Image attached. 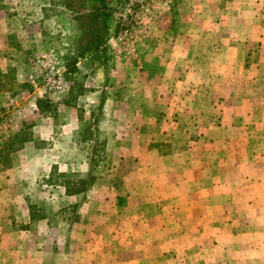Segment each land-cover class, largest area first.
Returning <instances> with one entry per match:
<instances>
[{
  "label": "rangeland",
  "instance_id": "374dc122",
  "mask_svg": "<svg viewBox=\"0 0 264 264\" xmlns=\"http://www.w3.org/2000/svg\"><path fill=\"white\" fill-rule=\"evenodd\" d=\"M71 1L0 0V149L13 118L49 152L0 264H264V0H106L102 63Z\"/></svg>",
  "mask_w": 264,
  "mask_h": 264
},
{
  "label": "trees",
  "instance_id": "16d2710c",
  "mask_svg": "<svg viewBox=\"0 0 264 264\" xmlns=\"http://www.w3.org/2000/svg\"><path fill=\"white\" fill-rule=\"evenodd\" d=\"M59 3H62L67 8H70L72 1L71 0H58ZM93 5L90 7V10L92 12V15L94 18L100 19L101 23L98 24L97 27L93 30V37L92 39L88 40L85 45L82 47V51L79 53V57L83 58L88 53H94V59L98 63H102L104 60V51H105V44L107 41V35H108V22L111 17V12L109 11V8L106 4V0H93ZM84 6L83 0H81L80 7ZM71 9V8H70ZM84 18V17H83ZM77 61L74 59L71 63V69L72 72L75 70V65ZM0 88L2 89V85L0 83ZM105 102V96L102 93L100 101H99V107L98 110L101 112L103 109ZM36 106L39 110V112L45 113V108H49L48 102H44L43 100H37ZM90 127H88L89 129ZM32 139L31 134H27L24 129H21L19 132L15 134H11L10 136L5 138L4 147L0 149V170L3 168H7L10 165V162L8 159V155L11 153L18 152L22 149L24 143L29 142ZM7 162H9L7 164ZM89 175L87 178L78 180L77 187L76 188H68L66 186L65 192L67 195L71 196H78L83 194L89 187L94 183V176L92 174V165L89 161ZM64 176V175H61ZM29 213H30V219L31 221H34L35 217L32 212V206H29Z\"/></svg>",
  "mask_w": 264,
  "mask_h": 264
},
{
  "label": "crops",
  "instance_id": "0c3cea01",
  "mask_svg": "<svg viewBox=\"0 0 264 264\" xmlns=\"http://www.w3.org/2000/svg\"><path fill=\"white\" fill-rule=\"evenodd\" d=\"M4 19L1 20V23L3 22ZM1 40V39H0ZM1 51H5L3 48H0V72L4 73L5 68L2 65H6L5 67H8L10 65L3 53ZM41 90V88L37 89ZM36 93V92H35ZM34 93V94H35ZM3 94V90L0 88V103H1V95ZM42 98L41 95H37L35 99V104L37 100H40ZM78 120H80L77 117ZM11 123L8 125V128L6 130L7 135L15 134L19 132L22 127L20 123H14L13 118L10 120ZM5 135V134H4ZM40 139H43V136H40ZM46 147V146H45ZM45 147H37L35 144L34 140L31 139L29 142L24 143L23 147L21 150L18 152H15V157L11 161V164L9 167H7L4 170L0 171V204L1 203H6V202H20L21 200L24 201L27 199V196L25 193L18 192V188L25 187L27 185H32V184H37L36 178L32 180L31 176L29 175L30 172L33 170L38 171L41 167V164L45 160L46 156L48 155L49 152H45ZM45 152V153H43ZM43 153V154H42ZM44 156L41 159V156ZM26 188V187H25ZM24 190V189H23ZM20 210H21V216H23L24 222L29 221L30 213H29V207L25 205H20V203H17ZM15 209V208H14ZM4 261V260H3ZM4 263V262H3ZM9 263V262H8Z\"/></svg>",
  "mask_w": 264,
  "mask_h": 264
},
{
  "label": "built area",
  "instance_id": "2783aa9c",
  "mask_svg": "<svg viewBox=\"0 0 264 264\" xmlns=\"http://www.w3.org/2000/svg\"><path fill=\"white\" fill-rule=\"evenodd\" d=\"M142 7H143V6H141V9H142ZM122 25L124 26V25H126V24L124 23V24H122ZM124 27H125V26H124ZM126 30H127V28L124 29V31H126Z\"/></svg>",
  "mask_w": 264,
  "mask_h": 264
}]
</instances>
